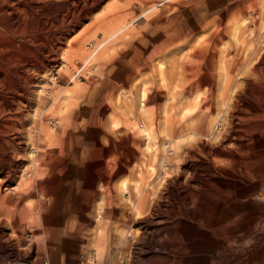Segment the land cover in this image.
Instances as JSON below:
<instances>
[{"label":"rangeland","instance_id":"374dc122","mask_svg":"<svg viewBox=\"0 0 264 264\" xmlns=\"http://www.w3.org/2000/svg\"><path fill=\"white\" fill-rule=\"evenodd\" d=\"M92 2H1L0 264H264V0Z\"/></svg>","mask_w":264,"mask_h":264},{"label":"bare ground","instance_id":"6f19581e","mask_svg":"<svg viewBox=\"0 0 264 264\" xmlns=\"http://www.w3.org/2000/svg\"><path fill=\"white\" fill-rule=\"evenodd\" d=\"M3 1H5V0H3ZM2 0H0V12H2V10H3V4L1 3V2H3ZM28 1H30V0H28ZM93 2L92 3H94V2H98L99 0H92ZM29 3V2H28ZM22 4V3H21ZM43 6V5H42ZM44 8V7H43ZM42 8V9H43ZM11 11V10H10ZM13 12V11H12ZM4 27V26H3ZM8 30V29H7ZM40 159H41V157H39ZM11 162V161H10ZM2 171V170H1ZM137 207L139 208V209H141V207H142V203L140 204V203H138V205H137ZM261 234H263V233H261ZM264 239V236L262 237V240ZM260 243V242H259ZM234 256L232 259H229L231 262H234L235 264H236V262H239L240 260H241V254H240V251H238V249H236V251L233 253V254H230V255H228V257L229 256ZM166 258H170L169 256H167L166 255ZM149 260H151V258L149 259Z\"/></svg>","mask_w":264,"mask_h":264}]
</instances>
